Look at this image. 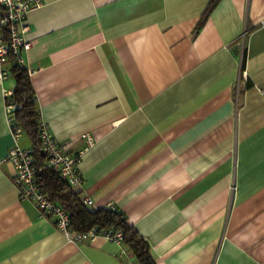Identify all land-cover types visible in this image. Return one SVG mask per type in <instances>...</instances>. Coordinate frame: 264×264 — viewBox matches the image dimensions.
I'll return each mask as SVG.
<instances>
[{"label": "crops", "instance_id": "0c3cea01", "mask_svg": "<svg viewBox=\"0 0 264 264\" xmlns=\"http://www.w3.org/2000/svg\"><path fill=\"white\" fill-rule=\"evenodd\" d=\"M42 2L22 64L41 122L81 152L73 189L120 210L156 264H264V0ZM13 173L0 164V264H134L122 240L67 238Z\"/></svg>", "mask_w": 264, "mask_h": 264}, {"label": "built area", "instance_id": "2783aa9c", "mask_svg": "<svg viewBox=\"0 0 264 264\" xmlns=\"http://www.w3.org/2000/svg\"><path fill=\"white\" fill-rule=\"evenodd\" d=\"M42 3V0H0V84L10 76L8 66L10 57H14L19 64L23 63L21 53L30 47V43L24 39V34L28 31L24 19L30 10L41 6ZM238 46L242 51L244 50L243 35L238 42ZM27 71L30 72L29 69ZM239 76L237 84L239 78L245 77V73L242 71ZM2 91L4 112L14 145L9 149L7 156L0 160V164L10 162L13 165L12 182L18 189L20 200L30 202L43 215L53 216L55 227L73 241L78 242L96 234H104L107 239L116 242L121 241L122 232L120 230L96 232V229L92 228L84 232H74L69 228L70 218L66 210L50 200L48 195L40 191L36 184L37 169L33 166L32 151L30 148H21L17 144L23 129L21 126L14 125V104L9 98L12 90L2 88ZM81 138L86 142V148L94 144V139L89 133L81 134ZM40 139L42 150L47 156V165L71 186L81 185L83 178L76 168L81 152L71 153L69 151L71 143L69 141H57L51 135L48 126L42 122L40 124ZM84 202L90 204L88 198H85ZM109 208L116 210L114 206H109Z\"/></svg>", "mask_w": 264, "mask_h": 264}, {"label": "trees", "instance_id": "16d2710c", "mask_svg": "<svg viewBox=\"0 0 264 264\" xmlns=\"http://www.w3.org/2000/svg\"><path fill=\"white\" fill-rule=\"evenodd\" d=\"M201 22L197 26L199 29ZM196 28V29H197ZM9 71L15 85L10 95L14 104L13 116L16 126H21L31 139L33 166L37 169L36 184L50 200L62 206L69 218V228L74 232H84L92 228L96 232L120 230L122 244L133 253L134 264H156L148 243L125 221L123 213L116 209L92 208L84 202L81 192L73 189L67 181L47 165V156L42 150L40 139V113L37 108L30 77L25 66L14 57L9 58Z\"/></svg>", "mask_w": 264, "mask_h": 264}]
</instances>
